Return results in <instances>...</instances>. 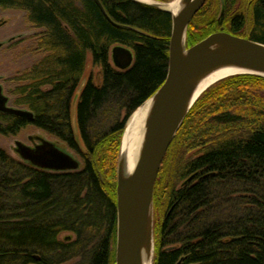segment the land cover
I'll return each instance as SVG.
<instances>
[{"label": "trees", "instance_id": "trees-1", "mask_svg": "<svg viewBox=\"0 0 264 264\" xmlns=\"http://www.w3.org/2000/svg\"><path fill=\"white\" fill-rule=\"evenodd\" d=\"M224 2L206 0L193 15L187 47L220 29L264 43V0ZM0 7L25 10L43 29V55L13 90L16 108L31 117L0 110V134L33 125L83 161L53 170L0 147V264H114L125 122L165 81L172 14L136 0H0ZM119 44L134 54L125 69L109 57ZM88 52L101 79L90 77L77 94ZM76 94L84 148L73 125ZM167 154L155 186L162 218L154 264H264V76L237 73L208 86Z\"/></svg>", "mask_w": 264, "mask_h": 264}, {"label": "water", "instance_id": "water-1", "mask_svg": "<svg viewBox=\"0 0 264 264\" xmlns=\"http://www.w3.org/2000/svg\"><path fill=\"white\" fill-rule=\"evenodd\" d=\"M205 1L192 0L177 15L167 8L139 1L169 11L172 14V30L167 75L161 87L152 95H157L152 132L130 178L121 179L119 160L115 264H141L138 233L143 228L150 209H153L155 182L166 151L194 103L185 109L187 95L192 84L193 68L234 62L257 70L238 73H255L264 76V43L224 30L215 31L192 46L187 47L185 44L188 52L183 57L181 53L182 30L185 27L187 34L191 18ZM216 43H218V48L211 50V46ZM111 58L115 66L125 69L132 65L134 54L129 47L119 44L112 48ZM8 99L0 84V110L31 117L29 111L7 105ZM124 133L125 129L123 135ZM16 149L23 160L39 167L53 170L78 167V162L74 157L51 141L44 140L33 147L17 142Z\"/></svg>", "mask_w": 264, "mask_h": 264}, {"label": "rangeland", "instance_id": "rangeland-1", "mask_svg": "<svg viewBox=\"0 0 264 264\" xmlns=\"http://www.w3.org/2000/svg\"><path fill=\"white\" fill-rule=\"evenodd\" d=\"M156 1L169 2L172 0H168V1L167 0L166 1L156 0ZM219 3H220L219 6H221L222 8L225 7L224 0H219ZM26 15H27L26 11L23 9L11 8V7H0V84L3 88L4 95H6L9 98L7 105L12 106V107L13 106L16 107V104L14 103L15 94L13 93V90L18 84H20L17 77L20 76L25 69L29 68L43 55V52L40 51L37 47L38 39L40 37L39 34L42 32L43 29L34 27L27 20ZM220 30H216V31H220ZM240 36L247 37L245 35H240ZM185 44L187 46V42H185ZM194 44L188 45V47ZM111 51H110L109 57H110L111 62L113 63L112 58H111ZM92 59H93L92 53L88 52L87 58H86V67L81 77V80L79 82V85L77 87V94L81 92V90L84 88L85 84L87 83L90 77H92V79L96 82H99L101 79V70L99 66L93 65ZM77 94L75 95L74 100H73L74 101L73 102V111H74L73 125L75 127V134L79 142L82 143V139L80 138L78 124L76 121V114H75ZM125 127H126V122H125ZM40 139L51 141L55 143L56 145L60 146L63 150L67 151V153H69L72 157H74L77 160L78 162L77 168L78 169L82 168L83 161H82L81 156L78 154V152L71 149L65 142L61 141L54 135L46 132L45 130L41 128H37L36 126H33V125H28L22 128L17 134H9V135L0 134V147L5 149L6 152L12 157L16 159H22L16 149L17 142L33 147L36 143L39 142ZM121 144H122V140H121ZM82 147L84 148L83 143H82ZM120 152H121V146H120ZM192 153L193 152H189L186 155V157L190 156ZM167 159H168V154L166 151V154L163 158L160 169L164 167L165 162H167L166 161ZM119 160H120V153H119ZM160 169H159L156 180H160L161 178V174L163 171L162 170L160 171ZM182 183L183 181H181L178 184V187ZM156 184H158L157 186H159V183L155 182V186ZM156 191H158V188H156V190L154 188V196H153L154 245H155V237H156L155 236L156 235V223H157L158 218H162V213L159 209V206H157V203H155L156 198L159 196V194L155 193ZM163 198L164 196H162V200ZM68 233L69 232H63L61 233L60 236L63 238ZM69 235L72 238L74 237V234L72 233H70Z\"/></svg>", "mask_w": 264, "mask_h": 264}, {"label": "bare ground", "instance_id": "bare-ground-1", "mask_svg": "<svg viewBox=\"0 0 264 264\" xmlns=\"http://www.w3.org/2000/svg\"><path fill=\"white\" fill-rule=\"evenodd\" d=\"M151 4H156L160 7L167 8L174 15H177L190 1L192 0H172L169 2H159L156 0H138ZM185 27L181 33V53L183 57L187 54L185 48ZM218 43L211 46V50H216ZM243 71H257L253 68L246 67L239 63L223 62L210 67L196 66L192 70V84L187 95V103L185 109H188L194 102L196 97L203 92L208 86L217 80L224 78L232 73ZM157 95H154L143 104H141L129 117L120 152V176L121 179L130 178L137 166L141 155L150 139L152 132L155 106ZM153 209L149 211V215L143 224V228L138 233V244L141 264H153L154 258V243H153Z\"/></svg>", "mask_w": 264, "mask_h": 264}]
</instances>
